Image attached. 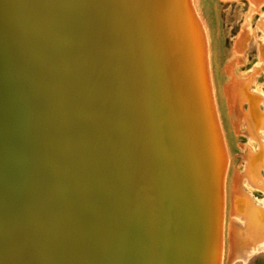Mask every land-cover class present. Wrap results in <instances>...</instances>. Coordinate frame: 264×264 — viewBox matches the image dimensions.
Returning a JSON list of instances; mask_svg holds the SVG:
<instances>
[{
  "label": "rangeland",
  "instance_id": "obj_1",
  "mask_svg": "<svg viewBox=\"0 0 264 264\" xmlns=\"http://www.w3.org/2000/svg\"><path fill=\"white\" fill-rule=\"evenodd\" d=\"M50 1L0 9V264H162L198 235L224 161L231 245L245 196L264 198L249 174L264 150L250 119L264 112V0ZM231 261L264 264V250Z\"/></svg>",
  "mask_w": 264,
  "mask_h": 264
},
{
  "label": "bare ground",
  "instance_id": "obj_2",
  "mask_svg": "<svg viewBox=\"0 0 264 264\" xmlns=\"http://www.w3.org/2000/svg\"><path fill=\"white\" fill-rule=\"evenodd\" d=\"M49 1V0H48ZM52 2H53V0H51ZM50 1V2H51ZM56 0H54V3H57V2H55ZM96 1V0H95ZM98 2H99V0H97ZM150 1V0H149ZM185 1V0H184ZM49 2V3H50ZM51 2V3H52ZM97 2V3H98ZM104 1H102L101 3H103ZM167 2V1H166ZM165 2V3H166ZM171 2V1H170ZM169 2V3H170ZM193 2H194V5H195V8L199 11L200 10V2H199V0H193ZM17 3V2H16ZM74 3H75V1H74ZM76 3H77V0H76ZM75 3V4H76ZM79 3V2H78ZM92 3H93V1H92ZM108 3H109V1H108ZM110 3H111V0H110ZM145 3V2H144ZM94 4V3H93ZM95 4H96V2H95ZM106 4H107V0H106ZM56 5V4H55ZM85 5V4H84ZM99 6V7H97V8H100V10H101V4L99 3V4H96V5H94V11L93 12H95V6ZM103 5H104V3H103ZM102 5V6H103ZM170 5V4H169ZM171 5H173V4H171ZM85 6H87V4L85 5ZM85 6L83 7L82 6V8H84V10H82L84 13L82 14V13H80V14H82V15H84L85 14V10H86V8H85ZM3 7H4V0H0V9H3ZM50 7V6H49ZM72 7H73V5H72ZM77 7V6H76ZM152 7V6H151ZM78 8H80L81 9V6H78L77 7V11H78ZM91 8V7H90ZM96 8V9H97ZM104 8V7H103ZM167 8H169V7H167ZM106 9H107V7H106ZM175 9V8H174ZM74 10V9H73ZM75 10V11H76ZM91 10V9H90ZM89 10V11H90ZM104 10V9H103ZM171 10V9H170ZM173 10V9H172ZM80 11V10H79ZM78 11V12H79ZM81 11V12H82ZM98 11V10H97ZM184 11V10H183ZM191 11V10H190ZM1 12V11H0ZM4 12H5V10H4ZM22 12H24L23 10H22ZM21 12V13H22ZM86 12H87V10H86ZM101 12V17L103 16V12L104 11H98L97 13H100ZM176 12H177V10H176ZM182 12V11H181ZM74 13H76V12H74ZM96 13V17H98V16H100V15H98ZM180 13V12H179ZM195 13V12H194ZM194 13H193V15H194ZM9 14V13H8ZM0 15H1V13H0ZM88 15V13L86 14V16ZM93 15V14H92ZM91 15V16H92ZM98 15V16H97ZM181 15V14H180ZM74 16V15H73ZM78 16H79V14L77 15V17L76 18H78ZM192 16V15H191ZM196 16V15H195ZM194 16V17H195ZM198 16V15H197ZM3 17V16H2ZM1 17V18H2ZM194 17H193V19H194ZM9 18H10V16H9ZM13 18V17H12ZM16 18H18V16L16 17ZM81 18V17H80ZM86 18V17H85ZM88 18H89V15H88ZM99 18V17H98ZM178 18V17H177ZM15 19V18H14ZM91 19V18H90ZM89 19V20H90ZM103 19H104V17H103ZM2 20V19H1ZM4 20H5V18H4ZM85 21V19L82 17V20L81 21ZM107 20V19H106ZM195 20V19H194ZM9 22V21H12V20H5V22ZM83 21V22H84ZM91 21V20H90ZM98 21H100L99 19L97 20V22ZM176 22H178L177 21V19L175 20ZM13 22V21H12ZM15 23V22H14ZM14 23H12V24H14ZM93 23V22H92ZM171 23V22H170ZM169 23V24H170ZM3 24H5L4 23V21H3ZM3 24H1V26L3 25ZM11 24V23H10ZM82 24V23H81ZM103 24H104V22H103ZM103 24L101 25V24H93V26H97V27H99L100 25L103 27ZM7 26H9V25H7ZM197 26V25H196ZM3 27V26H2ZM105 27V26H104ZM198 27V26H197ZM205 27V26H204ZM6 29L7 28H5V31H6ZM81 29V28H80ZM102 28L100 27V30H101ZM191 29V28H190ZM0 30H2V28H0ZM8 30V29H7ZM183 30V29H182ZM80 31H82V29L80 30ZM1 32H3V31H1ZM0 32V35L2 34ZM183 32V31H182ZM189 32V31H188ZM8 33H9V30H8V32H7V37L5 36L4 38L5 39H7L8 38ZM204 34L205 33H203V37H205L204 36ZM207 34V41L205 40V39H203V37H202V39H203V41H206L207 43H209L210 42V37H209V34H208V32L206 33ZM188 35V34H187ZM3 36V35H2ZM185 36V35H184ZM194 36V35H193ZM0 38H2V37H0ZM91 38V37H90ZM95 39V38H94ZM97 39H99V38H97ZM96 39V40H97ZM98 42V44L96 43V41H95V43L97 44V45H100L101 46V41L99 42V40L97 41ZM93 43H94V41H93ZM206 43V44H207ZM84 44V43H83ZM1 45H3V44H1V41H0V47H1ZM68 45V44H67ZM205 45V44H204ZM3 47H4V45H3ZM68 47V46H67ZM4 50V49H3ZM1 52V51H0ZM5 52V51H4ZM73 52V51H72ZM67 53V52H66ZM69 53H70V51H69ZM208 58H209V60H210V62H211V59L213 58V51H211V49L210 50H208ZM4 54V53H3ZM2 55V54H1ZM3 56H5V55H3ZM3 56H1L0 57V59L3 57ZM102 56V55H101ZM3 60V59H2ZM111 60V59H110ZM112 61V60H111ZM5 64V63H4ZM206 64H207V61H206ZM1 66H0V68H2V66H4L3 64H0ZM5 67V66H4ZM6 69V68H5ZM3 72V71H2ZM2 72H0L1 74H5L6 73V71H5V73H2ZM209 74V73H208ZM84 76V75H83ZM2 77H0V79H1ZM6 78V77H5ZM204 79V78H203ZM1 81V80H0ZM1 83V82H0ZM6 83V82H5ZM4 83V84H5ZM75 83H77V82H75ZM74 86V85H73ZM72 86V87H73ZM6 89V88H5ZM72 89V88H71ZM2 90V89H1ZM45 90V89H44ZM5 91V90H4ZM4 91H2V92H4ZM7 91V90H6ZM63 91V90H62ZM7 93V92H6ZM44 93H45V91H44ZM69 93V92H68ZM4 94H5V92H4ZM71 94V93H70ZM75 94V93H74ZM251 98V97H250ZM256 98V97H255ZM40 99V98H39ZM42 99V98H41ZM253 99V101L255 102V101H258L257 99L255 100L254 99V97L252 98ZM1 100V99H0ZM43 100V99H42ZM89 100H91V99H89ZM40 101V100H39ZM44 101V100H43ZM38 102V101H37ZM45 102V101H44ZM184 104V103H183ZM41 105V104H40ZM5 106V105H4ZM2 107V106H1ZM35 107V106H34ZM42 107V106H41ZM37 108V107H36ZM1 109V108H0ZM35 109V108H34ZM37 110H38V108H37ZM39 111V110H38ZM6 113V112H5ZM95 113V112H94ZM6 115V114H5ZM1 117V116H0ZM2 117H4V116H2ZM39 117V116H38ZM5 118H7V117H5ZM9 119V118H8ZM8 119H7V121H8ZM193 119V118H192ZM250 119H251V124H252V127H253V129L254 130H257L258 131V134L259 133H261L262 131H264V112H262L260 109H259V106H257V105H255V108L251 111V115H250ZM4 121V120H3ZM6 121V120H5ZM49 123H50V120H49V122H48V120H47V124H48V127H49ZM10 124V123H9ZM36 124V123H35ZM46 124V123H45ZM47 124H46V128H47ZM1 125V124H0ZM2 125H3V123H2ZM2 125L0 126L1 128H2ZM28 125H29V123H28ZM42 125V124H41ZM9 126V125H8ZM8 126H7V129H8ZM11 126V125H10ZM30 126V125H29ZM31 127H33V125L31 126ZM115 127V126H114ZM199 127V126H198ZM9 128H12V127H9ZM39 128V127H38ZM29 129H31V128H29ZM48 129V128H47ZM47 129H45L44 128V132L43 133H45V130H47ZM49 129L51 130V128L49 127ZM53 129H54V127H53ZM200 129V128H199ZM14 130V129H13ZM40 130V129H39ZM10 133H12V131L10 132ZM37 134V133H36ZM35 134V135H36ZM40 135H41V133H40ZM43 135H45V134H43ZM49 135L50 136H52L51 135V132L49 133ZM3 136H4V134H3ZM10 136H11V134H10ZM39 136V135H38ZM49 136V137H50ZM7 137H9V136H6L5 138H7ZM9 139V138H8ZM46 139H48V137H45L44 138V141L46 140ZM50 139V138H49ZM42 141V140H41ZM1 142V141H0ZM3 142V141H2ZM8 143V142H7ZM45 143V142H44ZM43 143V144H44ZM49 143H50V141H49ZM48 142L46 143V145L47 144H49ZM52 144V146H54V145H56V144H54L53 143V141H51V143H50V145ZM50 145H47V146H50ZM4 146H6V145H4ZM43 145H42V149H43ZM7 148V147H6ZM53 148V147H52ZM47 149V148H46ZM1 150V149H0ZM4 150V149H3ZM7 150V149H6ZM5 150V151H6ZM40 150V149H39ZM49 150H51V148L49 149ZM5 151H4V153H5ZM6 152H8V151H6ZM45 152H46V155H47V151L45 150ZM49 152V151H48ZM54 153V152H53ZM51 156H52V152H50L49 153ZM6 155V154H5ZM5 155H3V156H5ZM7 156H8V154H7ZM56 156H57V154H56ZM46 157H48V156H46ZM50 157V156H49ZM54 157H55V155H54ZM2 158V157H1ZM8 161V160H7ZM64 161V160H63ZM37 163V162H36ZM3 166V165H2ZM5 166V165H4ZM7 166V165H6ZM61 166V165H60ZM3 168V167H2ZM262 168H264V150H260V151H257V152H253V154H252V158H251V165H250V169H249V174L256 180V181H258V182H260L259 184L261 185V186H264V179L262 178V175H261V172H262ZM6 169H7V167H6ZM4 170V169H3ZM0 172H1V170H0ZM44 172V171H43ZM56 172V171H55ZM51 173H53V171H51ZM59 173V171L57 172V174ZM2 174V173H1ZM54 174V173H53ZM56 175V174H55ZM61 175V174H60ZM55 177V176H54ZM56 178V177H55ZM1 184V183H0ZM108 185V184H107ZM244 211L246 212V213H248L249 215H250V217H251V221H250V223L247 225V226H241L240 228H238V233H239V244H238V240L237 241H235L236 240V233H235V239H233L232 241H231V245H229V242L226 244L225 243V231H224V218H223V221H222V225H221V247H220V264H229V262H230V264L233 262V261H231V260H233L234 258H236V259H238V258H240V254L242 255V256H247V255H250V254H253V253H255V252H258V251H261V250H264V198L263 199H260V200H257V199H255V198H253L251 195H246L245 196V199H244ZM227 239V238H226ZM233 242H236V244H237V251H236V254H234V252H232V250H231V248H232V243ZM226 250V251H225ZM128 254V253H127ZM163 254V253H162ZM223 256H224V259H223ZM225 262V263H224Z\"/></svg>",
  "mask_w": 264,
  "mask_h": 264
},
{
  "label": "water",
  "instance_id": "obj_3",
  "mask_svg": "<svg viewBox=\"0 0 264 264\" xmlns=\"http://www.w3.org/2000/svg\"><path fill=\"white\" fill-rule=\"evenodd\" d=\"M258 2V0H255ZM260 1V0H259ZM183 9H189L188 0H185ZM163 77V76H162ZM162 88V87H161ZM208 115V112H207ZM225 171V161L220 163L217 168V173L214 177V186L215 190L209 201V204L205 208V216L200 224L199 233L196 236L194 234L197 231V226L192 230L188 231L184 239L183 247H174L173 254L165 257L162 264H220V247H221V225H222V210L220 204V177L223 176ZM240 191L239 189H237ZM235 214H239L236 212ZM244 218L245 215H242ZM247 218V217H246ZM248 220V218H247ZM207 223L208 228L206 233L201 236L203 225ZM239 228L238 225L232 224L233 232H237ZM234 233V234H235ZM194 234V243L192 244ZM232 252L236 254L237 244L236 242L232 243Z\"/></svg>",
  "mask_w": 264,
  "mask_h": 264
}]
</instances>
